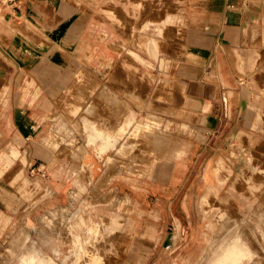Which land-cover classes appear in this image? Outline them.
Masks as SVG:
<instances>
[{
    "label": "rangeland",
    "instance_id": "374dc122",
    "mask_svg": "<svg viewBox=\"0 0 264 264\" xmlns=\"http://www.w3.org/2000/svg\"><path fill=\"white\" fill-rule=\"evenodd\" d=\"M17 4L7 0L12 16ZM88 23L71 68L52 84L63 91L52 103H37L40 95L30 94L36 80L18 72L13 87L27 94L12 96L6 108L8 95L1 89L9 82L0 83V141L2 135L10 138L17 149L9 162L0 161V264H16L35 250L53 264H76L75 235L83 241L96 237L101 248L104 243L111 251L104 264H211L235 239L252 254L242 264H264V136L248 156L235 160L233 172L224 161L216 164L218 155L203 157L194 136L167 135L161 144L152 135L134 140L147 117L136 109L141 99L131 90L147 85L144 73L153 66L133 51L130 31L122 32V46H116L115 31L102 30V16H89ZM116 88L122 94L110 93ZM17 100L27 109L13 110ZM17 137L45 140L44 170L51 174L44 178L52 177L51 192L36 186L41 173H33L34 166L24 167L25 149ZM112 144L101 155V146ZM204 144L211 145L210 137ZM208 165L224 173V188L201 187L203 179L216 181ZM116 167L124 174H115ZM82 210L89 216L80 219Z\"/></svg>",
    "mask_w": 264,
    "mask_h": 264
},
{
    "label": "crops",
    "instance_id": "0c3cea01",
    "mask_svg": "<svg viewBox=\"0 0 264 264\" xmlns=\"http://www.w3.org/2000/svg\"><path fill=\"white\" fill-rule=\"evenodd\" d=\"M0 1V83L9 82L1 89L8 95L6 108L10 109L12 96L27 94L13 87L18 72L20 78L36 80L30 94L40 95L37 103H52L53 96L63 92L52 84L71 68L80 32L89 30V16H102V30L115 31L116 46H122V32L130 31L133 51L153 66L143 72L147 85L132 88L131 94L141 99L136 109L155 120L139 123L134 140L152 135L161 144L168 136H194L203 157L218 155L216 164L224 161L233 172L235 160L248 156L257 137L261 141L264 136V0L235 8L227 0H17V16L10 14L7 0ZM150 80L154 86H149ZM110 93L122 94V90ZM12 108L27 109L18 100ZM207 137L210 146L204 144ZM33 139L17 137L16 144L24 146V167L34 166L33 173H41L36 186L51 192L52 177L44 178L51 174L44 170L45 140ZM10 140L2 135V164L11 159V148L17 151ZM108 148L115 145L101 146V155ZM205 170L216 181L203 179L201 187L224 188V173L217 165ZM114 173L124 170L116 167ZM48 197L49 193L42 200Z\"/></svg>",
    "mask_w": 264,
    "mask_h": 264
},
{
    "label": "bare ground",
    "instance_id": "6f19581e",
    "mask_svg": "<svg viewBox=\"0 0 264 264\" xmlns=\"http://www.w3.org/2000/svg\"><path fill=\"white\" fill-rule=\"evenodd\" d=\"M79 125L77 126V128L79 127ZM139 131H140V128L137 130V132L135 133V135ZM97 137H99V136H97ZM79 150L82 151V149H79ZM14 153H15V150L11 148L10 149V154L12 155ZM81 154H83V153H81ZM84 154H85V152H84ZM76 156H78V155H76ZM94 190H96V189H94ZM100 201H102V200H100ZM88 216L85 215V211H83V210L81 211V218L80 219H83V217H88ZM87 228H89V227H87ZM78 229H79V227H78ZM96 229H97V227H96ZM110 231H112V230H110ZM102 234H104V232ZM19 236H21V235L19 234ZM83 236H84V234H83ZM95 238L96 237H93L90 240L86 239L85 241H83L78 235H75V239L71 243L72 244V247H73V251L72 250L71 251L73 253H75V256L77 258V260H75V263L76 264H79V263H82V264H104V262L106 261L107 254L111 253V251H110V249H108V248H106L104 246V243H102V248L101 247H98ZM225 246L226 247H224L220 252L217 253V255L215 257H213V261L211 262V264H242V263H246V262L248 263L252 259V254L247 249L246 243H244L243 241H240L239 239L232 240L230 243L226 244ZM9 253H12V252H9ZM53 260L54 259H51L50 256L49 257L48 256H45L44 254H40L39 252H37L35 250L34 251V254H32L30 256H22V257H19L18 259H16V262L15 263L16 264H53V262H54Z\"/></svg>",
    "mask_w": 264,
    "mask_h": 264
},
{
    "label": "built area",
    "instance_id": "2783aa9c",
    "mask_svg": "<svg viewBox=\"0 0 264 264\" xmlns=\"http://www.w3.org/2000/svg\"><path fill=\"white\" fill-rule=\"evenodd\" d=\"M8 1L14 2L15 0H8ZM254 1H256V0H227L228 5L231 8H235L236 7V4L239 7H246V6H248L250 3L254 2Z\"/></svg>",
    "mask_w": 264,
    "mask_h": 264
}]
</instances>
